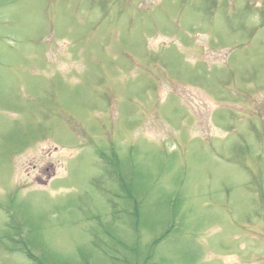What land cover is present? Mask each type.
I'll return each mask as SVG.
<instances>
[{"label":"rangeland","instance_id":"1","mask_svg":"<svg viewBox=\"0 0 264 264\" xmlns=\"http://www.w3.org/2000/svg\"><path fill=\"white\" fill-rule=\"evenodd\" d=\"M0 264H264V0H0Z\"/></svg>","mask_w":264,"mask_h":264},{"label":"trees","instance_id":"2","mask_svg":"<svg viewBox=\"0 0 264 264\" xmlns=\"http://www.w3.org/2000/svg\"><path fill=\"white\" fill-rule=\"evenodd\" d=\"M115 166H117V164H115ZM119 180H120V182H121V187L124 189V188H125V184L123 183V182H125L124 179L121 178V177H119ZM122 185H123L124 187H123ZM167 233H168V230L166 231V234H167ZM26 255H27L29 258H31L32 260H34V261L36 260L35 258H33V257L30 256L29 252H27Z\"/></svg>","mask_w":264,"mask_h":264}]
</instances>
